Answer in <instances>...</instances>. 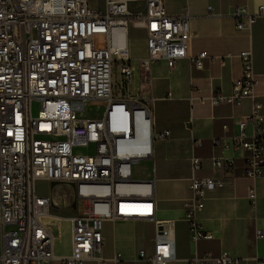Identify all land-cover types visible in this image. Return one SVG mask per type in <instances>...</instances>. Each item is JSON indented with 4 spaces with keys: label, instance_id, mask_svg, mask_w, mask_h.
Listing matches in <instances>:
<instances>
[{
    "label": "built area",
    "instance_id": "built-area-1",
    "mask_svg": "<svg viewBox=\"0 0 264 264\" xmlns=\"http://www.w3.org/2000/svg\"><path fill=\"white\" fill-rule=\"evenodd\" d=\"M135 1L0 0V264L118 263L119 254L103 256V223L119 218L154 223L153 252L139 251L143 264H168L175 258L174 222L156 216L155 177L139 179L134 174L139 162L154 157L157 135L154 99L131 89L130 32L134 28L145 36L147 54L141 66L146 73L160 60L173 67L188 59L203 69L208 56L193 50L189 14H169L165 0H145L144 7L132 11ZM262 14L263 6L255 12L237 6L232 12L239 30L250 28ZM239 57L242 72L232 92L211 95L212 106L255 98L259 80L253 52L243 50ZM114 67L115 74H121L115 84ZM34 102L39 105L37 115ZM90 102L105 104L100 117L84 115ZM260 108L255 100L252 113L238 121L240 133L234 138V145L247 151L246 174L253 179L264 168ZM248 123L253 126L250 135ZM169 134L165 130L158 137ZM200 144V139L193 141ZM212 161L226 165L219 158ZM192 165L196 172L201 159L193 156ZM38 181L50 184V195H38ZM224 184L215 177L192 176L184 217L193 242L213 238L198 213L207 193ZM248 197L252 205L257 203L255 185ZM64 221L72 231V251L57 255L59 234H54L52 223ZM257 235L262 236V230ZM189 261L240 264V258L227 251L219 256L195 253ZM258 264H264V257Z\"/></svg>",
    "mask_w": 264,
    "mask_h": 264
},
{
    "label": "crops",
    "instance_id": "crops-1",
    "mask_svg": "<svg viewBox=\"0 0 264 264\" xmlns=\"http://www.w3.org/2000/svg\"><path fill=\"white\" fill-rule=\"evenodd\" d=\"M141 1L145 4V0ZM165 6L171 15H190L193 50L196 54L206 52L208 56L203 69L196 68L188 59L178 61L173 67L166 60H160L146 73L141 66V58L147 54L144 34H141L143 49L140 53L135 54L130 47L134 67L132 92L154 99L155 153L152 159L142 160L149 162L151 169L139 179L155 177L157 219L174 222L175 258L168 264H191L189 259L195 253L219 256L223 251L240 258V264H258L264 257V168L259 178L247 176V151L234 145V138L240 133L238 121L252 113L255 100L261 104L260 114L264 117V14L258 16L250 28L239 30L232 12L237 6L251 12L258 11L260 6L264 10V0H165ZM247 49L253 52L259 80L255 98H244L239 104L212 106L211 95L232 92L233 81L242 72L239 54ZM165 130L170 131L169 136L158 137ZM245 130L248 135L252 134V124L248 123ZM215 138L221 141L214 143ZM195 139H200L201 144L193 145ZM223 141L229 143V147H225ZM193 156L201 159V167L196 172ZM213 158L221 159L226 165L216 166ZM193 175L225 182L207 193L205 207L198 213L201 224L213 233V238L196 243L190 238L184 217V200L190 195ZM252 185L258 195L255 205L248 197ZM145 223L154 228L153 222L142 219L104 221L103 256L111 259L120 255L118 263L109 264H143L139 251L151 254L154 250V232L149 244L142 229ZM52 226L54 234H59L55 253L70 254V224L54 222ZM64 229L67 233L63 239L60 232ZM258 229L263 232L260 237ZM85 264L101 263L88 260Z\"/></svg>",
    "mask_w": 264,
    "mask_h": 264
},
{
    "label": "rangeland",
    "instance_id": "rangeland-1",
    "mask_svg": "<svg viewBox=\"0 0 264 264\" xmlns=\"http://www.w3.org/2000/svg\"><path fill=\"white\" fill-rule=\"evenodd\" d=\"M144 4L141 0L132 2L130 4V9L132 11H137L142 7ZM129 44L133 52L136 54L140 53L143 49V37L141 35V32L137 29H132L130 32V39H129ZM119 69V68H118ZM114 84L116 82H121V74L118 70V74H115V67H114ZM105 104L103 102H90L88 103L85 108H84V115L87 117L95 118V117H100L102 115V112L104 110ZM33 111L34 114L37 115L39 111V105L37 102H34L33 104ZM88 151H93V148H90ZM154 164L157 167V161H154ZM151 169V164L147 161H141L139 162L135 168H134V174L135 178H144L147 174L150 173ZM36 191L39 196H48L50 195V184L46 181H38L36 183ZM53 213L57 214V210H52ZM67 209L63 210L62 213H66ZM143 231L147 234V242L150 244L151 241V236L153 235L154 228L153 225L150 223H145L142 226ZM67 233V230H62L61 232V237L64 239L65 234ZM0 247H1V229H0Z\"/></svg>",
    "mask_w": 264,
    "mask_h": 264
}]
</instances>
